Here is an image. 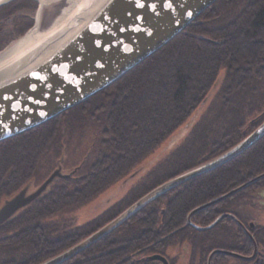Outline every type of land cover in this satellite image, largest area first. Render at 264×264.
<instances>
[{
  "label": "trees",
  "instance_id": "obj_1",
  "mask_svg": "<svg viewBox=\"0 0 264 264\" xmlns=\"http://www.w3.org/2000/svg\"><path fill=\"white\" fill-rule=\"evenodd\" d=\"M33 7V0H14L0 11ZM31 24L29 17L16 35ZM221 70L224 75L216 97L185 140L100 215L81 225L69 224L64 214L125 176L177 129L205 98ZM263 118L264 0H216L103 90L39 126L0 141V203L31 181L39 184L60 164H56L60 155L66 162L76 157L70 177L55 179L38 199L0 226V264H38L73 246L153 187L232 147ZM89 123L97 127L94 138L83 154L70 158L76 129ZM263 171L264 136L225 164L150 200L60 264H154L159 260L148 256L155 253L175 264L178 257L168 255L167 249L184 245L189 251L186 264H206L215 248L250 255V238L230 217L199 230L187 223L186 216L192 208ZM256 184L196 212L192 221L205 226L230 212L246 224L241 208L250 201ZM247 227L257 238L256 230ZM262 242L264 247V233ZM229 259L264 264V260L258 263L255 258L221 253L213 255L211 264H231Z\"/></svg>",
  "mask_w": 264,
  "mask_h": 264
},
{
  "label": "water",
  "instance_id": "obj_2",
  "mask_svg": "<svg viewBox=\"0 0 264 264\" xmlns=\"http://www.w3.org/2000/svg\"><path fill=\"white\" fill-rule=\"evenodd\" d=\"M11 1L14 0H0V6ZM33 1L38 6L28 33H42L41 39L9 60L0 61V141L39 126L103 90L169 42L216 0H101L90 12V5L86 2L73 10L61 25L54 27L52 24L43 32L39 30V15L47 0ZM81 18L83 21L78 24ZM263 136L264 118L226 151L153 187L85 238L38 264H60L72 258L150 200L225 164ZM75 170L64 172L58 164L34 189L25 185L5 199L0 205V226L38 199L55 179L70 177ZM263 177L264 172L188 212L187 223L199 230L210 229L224 217H230L253 244L250 255L215 248L208 254L207 264H211L213 255L217 253L251 260L256 253V240L233 213H221L205 226L195 224L191 219L193 214ZM148 258L169 264L168 259L159 253Z\"/></svg>",
  "mask_w": 264,
  "mask_h": 264
},
{
  "label": "rangeland",
  "instance_id": "obj_3",
  "mask_svg": "<svg viewBox=\"0 0 264 264\" xmlns=\"http://www.w3.org/2000/svg\"><path fill=\"white\" fill-rule=\"evenodd\" d=\"M33 2H34V7L28 10L27 12H25V14L27 15L26 17L29 16L32 20L31 26L34 23L33 17L36 16L37 6H38L36 1ZM74 6L75 4L73 3V0H48L45 6L41 9L39 15V27H40L39 30L43 32L47 27H49L52 24H55L57 20L63 16L65 11H70ZM12 18L13 17L11 16L9 17V19L7 18L5 21H2L3 25L11 26L12 22H8V21L11 20ZM31 26L22 35L14 36V38L11 39L10 41L8 40L7 44H5L4 46L0 45V53L3 52L4 50H7L11 46H13L16 42H18L17 40L21 38V36H24L28 33ZM223 75H224V70H221L215 83L209 89L205 98L196 107V109L189 115V117L177 129H175L167 138H165L159 145H157L154 149L148 152L145 156L140 158L138 163L125 176L121 177L118 180L113 181L111 184L107 185L100 192L91 195V197L88 198L86 201L79 203L78 205L72 207L71 210L67 211L64 214V218L69 219L68 221L69 224L73 226L81 225L91 220L92 218L100 215L109 206H111L120 198H122L134 184L140 181L150 170H152L163 159H165L166 156H168V154L171 151H173L179 144H181L185 140L187 135L190 133L192 127L197 123V121L204 114L205 110L208 109V106H210V104L216 97V93L219 90V85L223 78ZM92 121L95 122L94 120H90V122ZM89 124L90 126L88 125L83 127L81 126V128H79L80 130L78 128L76 129L77 131L75 133V137L70 142V144H72L70 158L77 156V154L78 155L83 154L82 152L83 148L87 146L94 138L95 135L94 130H96L97 127H95L92 123ZM96 124H98V122H96ZM81 129L83 130L82 132ZM75 159L76 157L74 158V160L72 159L73 161L71 160L72 162L69 161L66 162L63 160V154H62L57 159L56 164H58L59 162L61 164L63 171L69 172L71 168L70 165L71 163L72 164L74 163ZM45 179L46 177L40 183H42ZM39 184L36 185L33 183V181H31L28 185L30 186V189H34ZM251 195L252 196L250 197V201L243 204L241 208V215L247 225L249 222L256 221V214H257L256 209L258 207L255 197V190L252 191ZM4 200L5 199L2 200L0 205L4 202ZM187 251H188V247L186 245H184L182 248L169 247L167 249V254L170 256L178 257L175 264H186ZM153 263L162 264L160 261ZM230 263L238 264V262L235 259H231Z\"/></svg>",
  "mask_w": 264,
  "mask_h": 264
},
{
  "label": "flooded vegetation",
  "instance_id": "obj_4",
  "mask_svg": "<svg viewBox=\"0 0 264 264\" xmlns=\"http://www.w3.org/2000/svg\"><path fill=\"white\" fill-rule=\"evenodd\" d=\"M9 4V3H8ZM8 4L3 5L6 6ZM2 8V6L0 7ZM28 10H15L12 12H7L5 13L3 10L0 11V22L5 21L8 17H13L11 20L8 22H12L11 26H5L2 23V29H0V45H5L7 44V41L11 40L14 38L17 32H19L20 26L25 24V21L29 19V16L26 17L27 15L25 12ZM5 13V14H4ZM7 15V16H6ZM24 15V16H23ZM15 22V23H14ZM6 41V42H5ZM88 147V145H87ZM264 172V171H263ZM262 173V172H261ZM260 174V173H259ZM49 175V174H48ZM47 175V176H48ZM46 176V177H47ZM255 197H256V202H257V209H256V221L255 222H249L247 226H250L251 228H254L256 230V253L254 255L255 261L260 263V261L264 260V247H263V242H262V234L264 233V177L261 178L259 181H257L256 187H255ZM262 210V211H261ZM248 228V227H247Z\"/></svg>",
  "mask_w": 264,
  "mask_h": 264
},
{
  "label": "bare ground",
  "instance_id": "obj_5",
  "mask_svg": "<svg viewBox=\"0 0 264 264\" xmlns=\"http://www.w3.org/2000/svg\"><path fill=\"white\" fill-rule=\"evenodd\" d=\"M86 2H88V4L90 5V8L88 10L90 12L91 10H93V8H95L101 2V0H73L75 7L71 9L70 11H65L63 16L60 19H58L57 22L54 24V27H58L63 22H65L68 19L69 15L73 12V10L80 7L83 3H86ZM82 21H83V18L79 19L78 24H80ZM41 36H42V33H39V32L35 34L33 33L26 34L25 36L20 38L18 42H16L13 46L8 48L4 52L0 53V61L5 62L9 60L11 57H13L14 54L16 53L18 54L19 52L33 45L35 42L41 39L40 38Z\"/></svg>",
  "mask_w": 264,
  "mask_h": 264
},
{
  "label": "snow or ice",
  "instance_id": "obj_6",
  "mask_svg": "<svg viewBox=\"0 0 264 264\" xmlns=\"http://www.w3.org/2000/svg\"><path fill=\"white\" fill-rule=\"evenodd\" d=\"M140 6L142 7L143 5H140ZM169 6H170V5H169ZM153 7H154V6H153ZM32 87L35 88L36 86H35V85H32Z\"/></svg>",
  "mask_w": 264,
  "mask_h": 264
}]
</instances>
